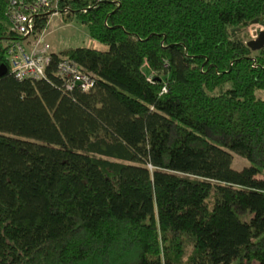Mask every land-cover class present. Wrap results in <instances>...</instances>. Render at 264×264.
<instances>
[{
	"label": "trees",
	"instance_id": "16d2710c",
	"mask_svg": "<svg viewBox=\"0 0 264 264\" xmlns=\"http://www.w3.org/2000/svg\"><path fill=\"white\" fill-rule=\"evenodd\" d=\"M7 2L0 264H264V0H61L105 48L37 80L9 71ZM64 58L90 90L63 88Z\"/></svg>",
	"mask_w": 264,
	"mask_h": 264
},
{
	"label": "built area",
	"instance_id": "2783aa9c",
	"mask_svg": "<svg viewBox=\"0 0 264 264\" xmlns=\"http://www.w3.org/2000/svg\"><path fill=\"white\" fill-rule=\"evenodd\" d=\"M61 0H8L6 16L10 30L21 40L13 39L6 47V57L10 73L18 80L42 79L45 77L46 66L50 62L51 49L45 36L36 32L37 19L40 14L61 15L68 13L67 8H61ZM249 34L253 38L256 30ZM147 66L146 63H144ZM57 74L63 80V88L72 90L79 87L88 91L94 85L93 75L81 69L70 59H61L57 64ZM152 82V75L147 76ZM79 82V85H75ZM165 91V88H163Z\"/></svg>",
	"mask_w": 264,
	"mask_h": 264
},
{
	"label": "rangeland",
	"instance_id": "374dc122",
	"mask_svg": "<svg viewBox=\"0 0 264 264\" xmlns=\"http://www.w3.org/2000/svg\"><path fill=\"white\" fill-rule=\"evenodd\" d=\"M253 30H256L257 33L260 30H264V24L256 22L250 25L248 32L250 33ZM39 34H43L45 36L51 51L54 53H58L70 47H92L99 50L105 48L103 44L92 39L88 35L86 25L82 24L73 15L68 16L67 13L61 15L56 14L48 17L47 28L39 32ZM252 38L253 37L250 34V39ZM248 164L249 163L245 158L233 153V168L240 169Z\"/></svg>",
	"mask_w": 264,
	"mask_h": 264
},
{
	"label": "water",
	"instance_id": "95a60500",
	"mask_svg": "<svg viewBox=\"0 0 264 264\" xmlns=\"http://www.w3.org/2000/svg\"><path fill=\"white\" fill-rule=\"evenodd\" d=\"M246 45L253 51L259 50L264 47V30L258 31L255 38L249 39L246 41ZM7 72V66L5 64L0 65V77ZM75 85H79V82H76Z\"/></svg>",
	"mask_w": 264,
	"mask_h": 264
}]
</instances>
